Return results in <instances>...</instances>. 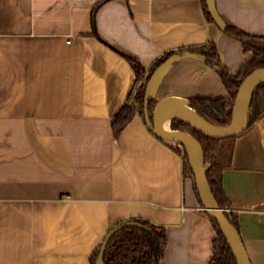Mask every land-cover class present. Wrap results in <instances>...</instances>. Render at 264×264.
I'll list each match as a JSON object with an SVG mask.
<instances>
[{
	"label": "crops",
	"instance_id": "0c3cea01",
	"mask_svg": "<svg viewBox=\"0 0 264 264\" xmlns=\"http://www.w3.org/2000/svg\"><path fill=\"white\" fill-rule=\"evenodd\" d=\"M224 23L264 36V0H214ZM213 43L236 73L240 43L206 22L201 0H0V264H90L117 224L166 231L161 264H208L214 228L174 144L136 114L114 138L134 73ZM155 102L224 98L202 57L152 75ZM223 189L251 264H264V115L234 141Z\"/></svg>",
	"mask_w": 264,
	"mask_h": 264
},
{
	"label": "trees",
	"instance_id": "16d2710c",
	"mask_svg": "<svg viewBox=\"0 0 264 264\" xmlns=\"http://www.w3.org/2000/svg\"><path fill=\"white\" fill-rule=\"evenodd\" d=\"M201 6L206 22L214 23L207 12L205 0H201ZM220 31L240 43L243 53L248 55L244 64L234 74L221 65L217 48L211 42L181 48L177 52L165 53L156 59L148 70H145L136 58L126 53L118 52L134 73V85L126 104L111 122L113 137L116 138L136 114L144 120L148 119L151 121L153 108L157 102L148 97V83L154 72L169 59L183 54H193L202 57L206 66L215 69L227 92L224 98L185 99V107L213 127H226L230 123L234 97L241 82L252 72L264 70V36L248 34L226 23H224ZM263 115L264 84H261L255 87L250 95L246 109L245 125L241 133L250 130ZM170 129L188 133L200 143L204 154L205 174L212 196L220 209L229 210L230 204L223 189V173L231 167L233 145L237 136H229L221 140L209 139L177 119L171 120ZM174 149L181 157L183 174L191 179L200 204L195 188L193 169L186 149L177 145L174 146ZM224 214L238 232L236 215L231 211L224 212ZM209 220L216 236L212 242V256L208 264H237L219 226L215 220L211 218ZM129 222L136 223L139 226L122 228L111 237L104 252V264H161L167 245L165 228L156 226L143 219H132ZM100 245L91 256L90 264H95Z\"/></svg>",
	"mask_w": 264,
	"mask_h": 264
},
{
	"label": "water",
	"instance_id": "95a60500",
	"mask_svg": "<svg viewBox=\"0 0 264 264\" xmlns=\"http://www.w3.org/2000/svg\"><path fill=\"white\" fill-rule=\"evenodd\" d=\"M207 12L214 24L221 29L224 21L218 15L214 0H205ZM264 84V70H258L248 75L239 85L234 97L231 111V120L226 127L217 128L206 123L192 111L185 107L186 100L173 98L157 102L153 108L152 119H145L146 126L151 133L164 141L174 145L184 147L189 153V148L194 152V163L191 161L193 169L194 183L199 196L201 209L205 214L215 220L219 229L226 239L237 264H251L239 233L225 217V209H220L212 196L207 182L204 167V154L200 143L192 135L170 129L172 119H177L201 135L214 140H221L229 136H238L245 125L246 109L253 89ZM169 117L168 131H163L160 123L162 119ZM205 123V124H204ZM207 124V125H206ZM191 160V159H190ZM138 227L133 222H125L111 229L100 245V250L95 264H104L103 256L106 246L113 235L125 227Z\"/></svg>",
	"mask_w": 264,
	"mask_h": 264
},
{
	"label": "bare ground",
	"instance_id": "6f19581e",
	"mask_svg": "<svg viewBox=\"0 0 264 264\" xmlns=\"http://www.w3.org/2000/svg\"><path fill=\"white\" fill-rule=\"evenodd\" d=\"M160 126H161L163 131H168V128H169V117H165L164 119H162V121L160 123ZM189 155H190L192 163H194V152L190 148H189Z\"/></svg>",
	"mask_w": 264,
	"mask_h": 264
},
{
	"label": "rangeland",
	"instance_id": "374dc122",
	"mask_svg": "<svg viewBox=\"0 0 264 264\" xmlns=\"http://www.w3.org/2000/svg\"><path fill=\"white\" fill-rule=\"evenodd\" d=\"M186 152H187V150H186ZM187 155H188V157H189V161H190V163H191V158H190V155H189V153L187 152Z\"/></svg>",
	"mask_w": 264,
	"mask_h": 264
},
{
	"label": "built area",
	"instance_id": "2783aa9c",
	"mask_svg": "<svg viewBox=\"0 0 264 264\" xmlns=\"http://www.w3.org/2000/svg\"><path fill=\"white\" fill-rule=\"evenodd\" d=\"M225 211L229 212V210H228V209H225Z\"/></svg>",
	"mask_w": 264,
	"mask_h": 264
}]
</instances>
